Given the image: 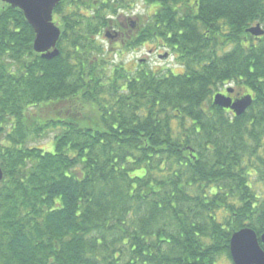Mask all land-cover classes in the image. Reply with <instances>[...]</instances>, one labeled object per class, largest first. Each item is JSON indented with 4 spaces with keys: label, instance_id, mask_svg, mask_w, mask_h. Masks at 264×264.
Returning a JSON list of instances; mask_svg holds the SVG:
<instances>
[{
    "label": "trees",
    "instance_id": "obj_1",
    "mask_svg": "<svg viewBox=\"0 0 264 264\" xmlns=\"http://www.w3.org/2000/svg\"><path fill=\"white\" fill-rule=\"evenodd\" d=\"M136 1L61 0L51 60L0 4V264H232L233 233L264 234V0H140L157 9L119 51L158 43L179 75L99 41ZM228 84L253 95L240 116L212 104Z\"/></svg>",
    "mask_w": 264,
    "mask_h": 264
},
{
    "label": "water",
    "instance_id": "obj_2",
    "mask_svg": "<svg viewBox=\"0 0 264 264\" xmlns=\"http://www.w3.org/2000/svg\"><path fill=\"white\" fill-rule=\"evenodd\" d=\"M0 2L23 14L25 21L34 32L32 49L35 54L40 55L44 60H51L58 56L56 44L60 37V30L53 23L52 18L53 11L61 0H0ZM247 33L255 38L264 35L259 25L249 28ZM252 101L251 96L248 95L232 102L231 99L217 94L213 97L212 104L223 110L232 111L235 116H240L251 106ZM2 179L3 172L0 168V181ZM259 243L264 246V234L258 240L254 231L249 228L233 233L229 241L232 264H264V251Z\"/></svg>",
    "mask_w": 264,
    "mask_h": 264
},
{
    "label": "rangeland",
    "instance_id": "obj_3",
    "mask_svg": "<svg viewBox=\"0 0 264 264\" xmlns=\"http://www.w3.org/2000/svg\"><path fill=\"white\" fill-rule=\"evenodd\" d=\"M93 2H96V0H92ZM1 4V3H0ZM157 9V6H147L142 1L137 0L135 2L134 8L129 12H124L119 17H116V20L118 23H122L126 26L125 31L118 32V36L114 40H110L100 37L99 41H102V44L107 48L108 50H113L114 55V63H122L126 68L132 70V69H139V67L151 70L153 72H161L163 74L170 73L172 75H179L183 73L182 66L176 61L175 54L170 51L169 49H165L161 47L158 43H146L139 49H134L132 51H124L121 52L119 49H121L120 42L125 40L126 36L130 37L132 33L139 27L144 26L147 24L149 19L152 17V15L155 13ZM131 23H134L133 28H129V25ZM129 30V31H128ZM111 35H113L112 30L109 31ZM107 39V40H106ZM163 56H166L165 58H161ZM226 88L233 89L236 93L240 94L241 96L246 95H253L248 92L244 87H237L233 84H228L221 89L217 93H220L224 91ZM216 93V94H217ZM61 109L60 107H57L55 112L53 109H45L42 113V119H49L54 118L56 116L55 113H58V110ZM76 110H78L76 108ZM89 113L92 114L89 110H81L77 112V116L82 120L83 115L91 116ZM93 117V114L92 116ZM55 133H51L48 135L45 139L37 141L35 146L38 148H41L45 151H53L52 146V140ZM251 182L253 184L252 189L254 190L256 196L259 198V202L264 201V184L263 182L259 181V178L252 177ZM220 264H229L226 260L222 259Z\"/></svg>",
    "mask_w": 264,
    "mask_h": 264
},
{
    "label": "flooded vegetation",
    "instance_id": "obj_4",
    "mask_svg": "<svg viewBox=\"0 0 264 264\" xmlns=\"http://www.w3.org/2000/svg\"><path fill=\"white\" fill-rule=\"evenodd\" d=\"M121 25L122 26L120 28V31L119 30L118 31H115V33H117V35H118V32H122V31L124 32L125 29H126V26L125 25H123L122 23H121ZM229 90H232V91L230 92ZM218 94H220V95H222V96H224L226 98L231 99L232 102H234V101L240 99L241 97H243L240 94L236 93L233 89H230V88H226L224 91H222V92H220ZM223 111L226 114H228V115L234 116L233 112H231L230 110H223Z\"/></svg>",
    "mask_w": 264,
    "mask_h": 264
}]
</instances>
